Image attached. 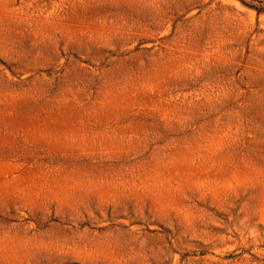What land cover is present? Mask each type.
<instances>
[{"label": "rangeland", "instance_id": "obj_1", "mask_svg": "<svg viewBox=\"0 0 264 264\" xmlns=\"http://www.w3.org/2000/svg\"><path fill=\"white\" fill-rule=\"evenodd\" d=\"M0 264H264V0H0Z\"/></svg>", "mask_w": 264, "mask_h": 264}]
</instances>
